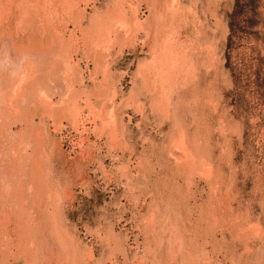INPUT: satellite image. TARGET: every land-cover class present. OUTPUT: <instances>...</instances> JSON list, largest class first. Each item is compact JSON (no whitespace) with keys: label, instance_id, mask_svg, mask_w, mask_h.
I'll use <instances>...</instances> for the list:
<instances>
[{"label":"rangeland","instance_id":"374dc122","mask_svg":"<svg viewBox=\"0 0 264 264\" xmlns=\"http://www.w3.org/2000/svg\"><path fill=\"white\" fill-rule=\"evenodd\" d=\"M0 264H264V0H0Z\"/></svg>","mask_w":264,"mask_h":264},{"label":"bare ground","instance_id":"6f19581e","mask_svg":"<svg viewBox=\"0 0 264 264\" xmlns=\"http://www.w3.org/2000/svg\"><path fill=\"white\" fill-rule=\"evenodd\" d=\"M172 50V48H171ZM172 52V51H171ZM184 55V54H183ZM173 56V55H172ZM179 57V56H178ZM183 57V56H182ZM185 58V57H184ZM173 62V61H172ZM168 66V65H167ZM170 67V66H169ZM174 67V66H173ZM167 71V70H166ZM163 72V71H162ZM174 72V71H173ZM176 74V73H175ZM156 76V75H155ZM169 77V76H168ZM167 81V80H166ZM167 85V84H166Z\"/></svg>","mask_w":264,"mask_h":264}]
</instances>
